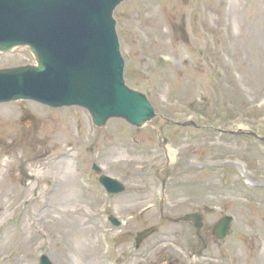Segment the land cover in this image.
<instances>
[{
  "label": "rangeland",
  "instance_id": "1",
  "mask_svg": "<svg viewBox=\"0 0 264 264\" xmlns=\"http://www.w3.org/2000/svg\"><path fill=\"white\" fill-rule=\"evenodd\" d=\"M114 18L126 84L156 116L96 128L83 108L1 103L0 264H264V0H124ZM32 62L26 48L0 54V68ZM93 163L125 191L105 195ZM193 210L207 258L190 260L196 230L171 219ZM222 215L234 220L221 240Z\"/></svg>",
  "mask_w": 264,
  "mask_h": 264
},
{
  "label": "water",
  "instance_id": "2",
  "mask_svg": "<svg viewBox=\"0 0 264 264\" xmlns=\"http://www.w3.org/2000/svg\"><path fill=\"white\" fill-rule=\"evenodd\" d=\"M123 0H0V52L29 46L37 65L0 69V103L33 100L49 107L81 106L98 127L110 118H122L140 127L154 117L146 96L125 85L112 17ZM34 120L25 114L22 121ZM99 181L113 193L123 190L104 175ZM201 216L188 214L174 221H192L200 228ZM230 217L213 229L225 237ZM154 231L144 230L137 243ZM39 264H51L42 256Z\"/></svg>",
  "mask_w": 264,
  "mask_h": 264
},
{
  "label": "bare ground",
  "instance_id": "3",
  "mask_svg": "<svg viewBox=\"0 0 264 264\" xmlns=\"http://www.w3.org/2000/svg\"><path fill=\"white\" fill-rule=\"evenodd\" d=\"M30 175H33L32 173L30 174ZM39 176H40V174H39ZM41 176H42V174H41ZM72 218L74 217L75 218V216H71ZM69 249H70V247H69ZM73 251H74V249H73Z\"/></svg>",
  "mask_w": 264,
  "mask_h": 264
}]
</instances>
